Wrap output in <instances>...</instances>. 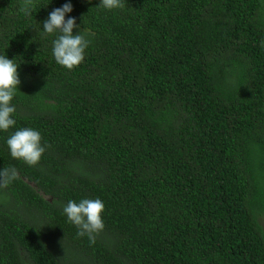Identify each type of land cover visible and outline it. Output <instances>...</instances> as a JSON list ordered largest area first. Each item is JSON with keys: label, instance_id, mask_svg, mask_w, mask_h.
<instances>
[{"label": "trees", "instance_id": "trees-1", "mask_svg": "<svg viewBox=\"0 0 264 264\" xmlns=\"http://www.w3.org/2000/svg\"><path fill=\"white\" fill-rule=\"evenodd\" d=\"M70 2L89 41L56 63L44 34ZM0 0V56L20 79L0 130V264H264V0ZM32 128L39 164L7 139ZM100 199L78 236L69 200Z\"/></svg>", "mask_w": 264, "mask_h": 264}, {"label": "clouds", "instance_id": "clouds-1", "mask_svg": "<svg viewBox=\"0 0 264 264\" xmlns=\"http://www.w3.org/2000/svg\"><path fill=\"white\" fill-rule=\"evenodd\" d=\"M33 0H23L21 11L25 15L31 14ZM99 6L107 10L123 7L122 0H100ZM73 11L70 2L62 7L53 9L48 18L43 22L44 34L59 33L53 40V56L57 64L68 70L77 67L83 60L89 41L80 33L73 34V29L79 26L74 17L65 19L66 14ZM18 65L14 59L0 56V130L8 131L16 121L13 114L16 109L11 104L13 97L21 83L17 72ZM7 145L11 157L23 161L28 166L39 164L46 148L41 144V135L32 128H22L15 131L8 139ZM18 178L15 168H3L0 170V188H6ZM104 203L100 199H82L79 203L69 200L63 207V213L68 221L78 228V236H87L91 243H95V237L103 231L104 222L102 213Z\"/></svg>", "mask_w": 264, "mask_h": 264}, {"label": "rangeland", "instance_id": "rangeland-1", "mask_svg": "<svg viewBox=\"0 0 264 264\" xmlns=\"http://www.w3.org/2000/svg\"><path fill=\"white\" fill-rule=\"evenodd\" d=\"M261 224L263 225V229H264V221H261Z\"/></svg>", "mask_w": 264, "mask_h": 264}]
</instances>
